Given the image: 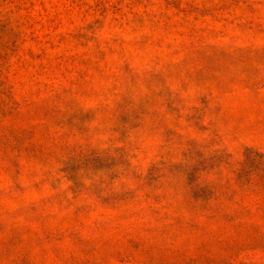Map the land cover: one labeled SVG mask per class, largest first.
Listing matches in <instances>:
<instances>
[{
	"label": "rangeland",
	"instance_id": "374dc122",
	"mask_svg": "<svg viewBox=\"0 0 264 264\" xmlns=\"http://www.w3.org/2000/svg\"><path fill=\"white\" fill-rule=\"evenodd\" d=\"M0 264H264V0H0Z\"/></svg>",
	"mask_w": 264,
	"mask_h": 264
}]
</instances>
